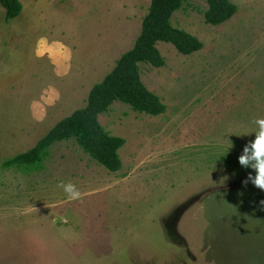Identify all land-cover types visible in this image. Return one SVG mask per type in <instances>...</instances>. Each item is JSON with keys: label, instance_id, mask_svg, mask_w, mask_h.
<instances>
[{"label": "rangeland", "instance_id": "rangeland-1", "mask_svg": "<svg viewBox=\"0 0 264 264\" xmlns=\"http://www.w3.org/2000/svg\"><path fill=\"white\" fill-rule=\"evenodd\" d=\"M20 1L9 23L0 4V264H264V190L244 183L238 159L264 118V0H231L238 12L219 26L205 22V1L174 14L204 47L159 43L165 67L141 64L165 114L116 102L99 117L126 141L121 171L72 139L29 174L4 164L87 106L152 0Z\"/></svg>", "mask_w": 264, "mask_h": 264}, {"label": "trees", "instance_id": "trees-1", "mask_svg": "<svg viewBox=\"0 0 264 264\" xmlns=\"http://www.w3.org/2000/svg\"><path fill=\"white\" fill-rule=\"evenodd\" d=\"M190 1L197 0H152L134 48L116 62L115 68L101 83L93 87L87 106L59 122L32 150L7 161L4 166L16 167L25 174L42 171L52 146L75 139L83 151L105 169L113 173L121 171L123 164L119 152L126 141L111 136L101 125L99 117L116 102L150 116L165 114L167 107L162 100L144 85L140 66L165 67L166 61L158 49L159 43L171 44L183 55L203 49L198 38L172 24L174 14ZM201 1L208 4L204 17L209 25H222L238 12V7L231 0ZM0 4L5 9L7 23L23 12L20 0H0ZM245 172L255 174L250 168Z\"/></svg>", "mask_w": 264, "mask_h": 264}, {"label": "clouds", "instance_id": "clouds-1", "mask_svg": "<svg viewBox=\"0 0 264 264\" xmlns=\"http://www.w3.org/2000/svg\"><path fill=\"white\" fill-rule=\"evenodd\" d=\"M41 45H43V41H41ZM47 51L51 52L52 49H47ZM37 55H43V51L38 50ZM254 123L257 126L254 132L255 139L245 145L238 159L242 167L253 169L255 173L254 175L249 173L244 183L251 182L255 187L264 190V118H258ZM57 187L63 190L68 201L81 199L82 193L75 183L61 181ZM261 204L264 205V201H261Z\"/></svg>", "mask_w": 264, "mask_h": 264}, {"label": "crops", "instance_id": "crops-1", "mask_svg": "<svg viewBox=\"0 0 264 264\" xmlns=\"http://www.w3.org/2000/svg\"><path fill=\"white\" fill-rule=\"evenodd\" d=\"M1 108V107H0ZM1 112V111H0Z\"/></svg>", "mask_w": 264, "mask_h": 264}]
</instances>
